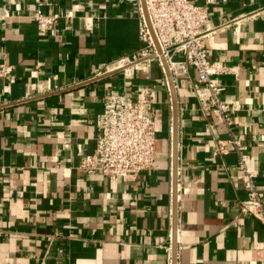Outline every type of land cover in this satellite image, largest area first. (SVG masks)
Wrapping results in <instances>:
<instances>
[{
	"label": "crops",
	"instance_id": "crops-1",
	"mask_svg": "<svg viewBox=\"0 0 264 264\" xmlns=\"http://www.w3.org/2000/svg\"><path fill=\"white\" fill-rule=\"evenodd\" d=\"M204 5L205 0H194ZM33 0H0V264H264V225L240 212L247 146L264 199V0H216L210 58L238 67L221 75L234 105L229 126L202 112L189 67L175 85L178 160L173 169V97L164 67H118L140 54L137 0H49L73 12L41 33ZM154 92L158 142L153 169L112 181L81 168L97 147L95 120L111 94ZM210 124V128L208 127ZM208 128L210 130H208Z\"/></svg>",
	"mask_w": 264,
	"mask_h": 264
},
{
	"label": "built area",
	"instance_id": "built-area-1",
	"mask_svg": "<svg viewBox=\"0 0 264 264\" xmlns=\"http://www.w3.org/2000/svg\"><path fill=\"white\" fill-rule=\"evenodd\" d=\"M137 1L140 6V54L119 59L118 67L144 70L152 59H157L164 67V58L174 82L187 75L189 67H194L198 77L193 89L202 112L215 116L217 123L229 126L234 105L222 99L225 85L219 77L223 74L238 77L239 69L211 59L209 49L203 44V37L215 32L209 6L216 0H205L204 5L194 0H145L148 19L142 1ZM33 4L31 17L43 34L55 35L56 24L62 18L73 17L71 10L65 13L45 12L49 0H33ZM12 72L10 65H0V77L12 79ZM154 98L153 91L137 98L126 94L109 95L103 112L95 120L96 150L84 157L81 168L88 173L100 171L112 181L132 179L153 169L158 135L149 106L154 103ZM214 149L219 154L239 152L237 179L243 183L247 193L239 204L240 212L254 216L264 225V199L256 184L257 172L250 167L247 146L231 138L218 140Z\"/></svg>",
	"mask_w": 264,
	"mask_h": 264
},
{
	"label": "water",
	"instance_id": "water-1",
	"mask_svg": "<svg viewBox=\"0 0 264 264\" xmlns=\"http://www.w3.org/2000/svg\"><path fill=\"white\" fill-rule=\"evenodd\" d=\"M142 1V6H143V10L145 13L146 18L148 19V12H147V7H146V2L145 0H141ZM163 62H164V68H165V72L169 81V85L171 88V93H172V97H173V112H174V117H173V169L174 172L176 173L177 170V160H178V119H179V114H178V106H177V99H176V93H175V85H174V80H173V76L164 60V58H162ZM173 264H176V244H174V257H173Z\"/></svg>",
	"mask_w": 264,
	"mask_h": 264
}]
</instances>
